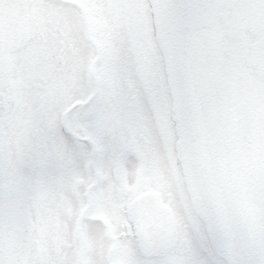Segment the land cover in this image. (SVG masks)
Instances as JSON below:
<instances>
[{"label": "snow or ice", "instance_id": "6c2138e0", "mask_svg": "<svg viewBox=\"0 0 264 264\" xmlns=\"http://www.w3.org/2000/svg\"><path fill=\"white\" fill-rule=\"evenodd\" d=\"M0 264H264V0H0Z\"/></svg>", "mask_w": 264, "mask_h": 264}]
</instances>
